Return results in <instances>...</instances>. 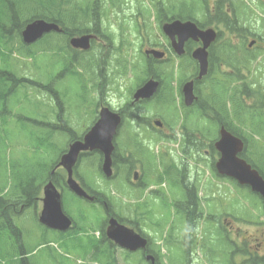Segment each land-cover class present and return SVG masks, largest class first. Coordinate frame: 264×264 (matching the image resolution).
Instances as JSON below:
<instances>
[{"label": "rangeland", "instance_id": "374dc122", "mask_svg": "<svg viewBox=\"0 0 264 264\" xmlns=\"http://www.w3.org/2000/svg\"><path fill=\"white\" fill-rule=\"evenodd\" d=\"M240 1L247 5L248 11L246 9L247 13L241 17L244 39L234 43L237 53L241 55L245 52L246 44L251 39L260 38L262 40L256 48L248 51L235 64L238 67L247 65V68L242 72L244 74L243 82L249 87L254 86L256 91L262 92L261 88L264 90V6H260L261 0L260 4L257 1L252 3L250 0H233V4H240ZM163 2L171 9L173 8L169 12V16L171 13L177 14L180 5L184 4L182 9L184 15H188L192 8L193 17L200 22L204 21L202 6L195 0H163ZM214 2L215 0H209V6L211 7ZM157 3L158 0L153 3L150 0H116L112 7L110 4H106L104 9L98 10L102 11L99 16L101 23L112 37L110 46L113 48L119 46V49H112L107 44L102 45V42L97 40L86 53L78 56L77 63L83 67L78 65L76 68H65L62 52L50 48L51 42L47 43L46 37L40 41L39 47L35 50L36 54L29 58L20 51L3 53L2 46H0V51L9 57L7 64L10 71L20 78L25 77L44 87L43 91L25 86V84L20 85L14 95H9L6 119L4 116L0 118V182L4 186L6 196H9L10 184L18 183L19 174L23 175V179L25 176L27 179L43 176L50 164L57 160L60 151L67 148V134L62 131L63 124L58 121V117L76 136H81L91 127L89 125L96 115L95 111L97 112L100 108L99 104L107 103L112 109L117 110L126 102L131 101L129 93L132 87L134 88L139 83L138 80L144 76L142 73L144 62L140 56V50L152 43L159 45L158 50L160 51L162 45L167 44L158 29V23L152 19L153 4ZM226 6H229L228 3ZM117 9H124V11L118 12ZM139 10L141 14L138 13ZM69 17L70 15H68ZM83 24L88 23L83 21ZM52 35L55 38H61V35ZM55 38L51 39L52 43L56 41L54 44H62L60 39ZM225 38L224 34L221 42H224ZM13 47H19L17 41L13 42ZM239 57L237 56V58ZM247 57L256 58L252 60L253 62L248 63ZM168 58L170 61L168 64L154 65L153 73L162 79L173 64H178L179 67L186 68L178 73V78L184 83L192 71V65L187 60H177L173 54L172 56L168 55ZM103 60L105 61L104 66L101 64ZM224 71L227 69L223 68L220 72ZM216 79L220 82L215 84L218 88L219 102L222 101V98L225 100L229 98V101L222 102L231 109L233 93L230 87L224 83H228V81L221 75H217ZM176 83L179 82H174V88L178 85ZM167 85L170 86L168 82ZM239 85V81L232 84L233 87ZM48 87L53 92L45 91V89L48 90ZM236 91L235 93L243 95L240 89ZM245 94H250L252 97V99L247 98V103L251 104L250 107L255 108L252 114L263 115L264 108H260V106H264V96L260 105H256L257 108L253 106L257 100L254 97L255 94L248 91ZM173 102L168 104L164 101L162 103L152 101L147 105L133 107V113L145 118L147 123L162 122L164 128L161 132L150 129L145 123L139 127L133 124L129 127L121 126L119 135L114 139L119 153H143L151 163L150 166L156 170L157 177L162 175V170L166 165L168 167L171 160L179 161L181 153L185 150L186 153L192 155L196 152L202 153L203 150H209L213 144L212 139H216V132H214L216 127L213 124H209L199 116L186 114L178 99ZM187 117L190 119L187 120ZM49 125L54 129L58 126L57 132L54 133ZM262 126L259 135L253 132L256 135L254 140L258 145L257 151H255V145L247 141L249 147L247 153H264V124ZM240 129L247 138L251 135L249 127L240 126ZM51 133L53 134L51 135ZM49 136H51L49 147L37 145L40 139L45 141ZM206 162V165L199 169L202 171L206 183H210V176L207 173L211 175V170L208 161ZM80 164L82 165L78 167L77 172L82 180L94 191L104 195L105 200H108L110 210L119 219L150 238L152 242L150 249L154 253H158L160 261L164 264H186L188 262L189 238L193 232L197 238L201 237L200 250L202 251L200 252L198 247L191 248L192 264H225V262H229L227 250H229L230 242L225 236L219 237L217 242L212 244L216 230L215 223L207 221V216H205L199 218L198 225L194 228H188L198 219L194 220L193 217H189V220H182L177 214L174 199L179 201L181 198L178 191L179 186L171 185L166 175L163 179H167V182L164 181L163 185L157 183L152 186L151 183L154 180L152 171L154 170L145 164L142 172L145 185L133 188L127 183L130 175L124 169L121 170V180L116 179L112 183H107L98 169V156L96 155L82 158ZM189 165L192 173L197 167L192 161ZM44 166L46 167L43 168ZM219 184L222 187L221 193L213 188V185ZM29 188H31L30 184L27 183L22 192ZM193 191L205 203L208 214L209 210L212 213L214 211L213 206L209 208L207 204L209 201H215L210 197L211 194L213 193L217 197L220 195L218 201L222 200L221 212L225 213L226 210L231 213L232 225L242 230L250 228V225L242 222V215L247 216L252 224L259 221L260 207L254 206L251 201L244 199L248 198L244 191L234 189V194H230L231 189L226 188L223 182L219 183L218 181L211 186L207 184L203 188H201V184H198ZM231 197H233L232 201H226ZM65 198L66 212L77 219L78 225L82 228V232L76 238H68L65 241L67 243L73 241L77 246L65 245L51 233L43 234L42 237L43 229L37 223L36 218L41 210L40 202L37 204L36 212L31 207L19 210L15 217L16 226L23 233L24 243L30 247L29 250H36L33 253L36 264H91V261L85 259L82 254L84 247L92 243L98 251H102V253L108 251L103 246L98 248L94 244L96 241L93 240V236L98 237L93 232L99 228L94 219L101 216L100 209H95L88 203L78 201L68 194ZM78 209L81 210L80 216L77 212L80 211ZM225 216L223 214V217L218 221L217 228L221 227L220 223ZM229 237L233 238L230 235ZM113 248L112 256L116 264H146L143 263L139 254H128L114 246ZM0 264H7V260H0Z\"/></svg>", "mask_w": 264, "mask_h": 264}, {"label": "flooded vegetation", "instance_id": "af4514ba", "mask_svg": "<svg viewBox=\"0 0 264 264\" xmlns=\"http://www.w3.org/2000/svg\"><path fill=\"white\" fill-rule=\"evenodd\" d=\"M255 41H256V44L254 47L256 48L258 44V39H256ZM197 45L198 44H195V46H192V50L196 48ZM188 47L189 45L186 43L185 44V54L188 53L187 52ZM212 48L215 49L214 45L209 50V58H210ZM161 49H162V52H164L165 54V59L166 60L169 59L168 55H171L172 53L171 46L163 44ZM194 65L196 68L197 64L195 62H194ZM208 65H209L208 69L210 70L209 59H208ZM208 75H210L209 71H208L207 76ZM207 76L201 80L200 88L204 86V83L207 80ZM200 88L199 87L195 88V85L193 87V93L197 99L196 103L198 105H202V102H203V99H202L203 92L201 91ZM100 106L102 107V105ZM193 106L190 107L189 110H193L194 108ZM117 135H119V133H117ZM64 154L65 152L60 154L58 160L55 163L53 172L50 174L55 175L58 178L57 187H58V190L62 193V207H63L64 212H66L65 206H64L65 201H66L65 196L67 194L73 196V194L69 191L67 184H66V180H67L66 170L60 165L61 157ZM94 155L100 156V157L98 156V169L100 171L101 165L103 162L101 154L100 153H82L79 155V159L77 160L76 165L73 167L72 177L78 182V184L83 188V190L90 197H92V200H83V199H78V200L88 203L91 207L95 209L97 208L100 209V211L103 214L104 219L101 220L102 226H99V227H104V229H103V233L101 231L99 232V236L97 239V242H102L103 236H106L105 234H106V228L108 226V220L112 218L111 216H113V212L110 210L108 200H105L101 196H98V194H96V192H94V190L91 189L89 185H87L82 180V177L77 172L78 165L80 164L82 158L86 156H94ZM238 157L241 160H243L246 164H248L252 170H255L258 176L264 181V153H255V154L240 153L238 154ZM220 158H221V153H218L217 151L209 149V150H203L202 153L196 152L194 153V155H192L191 153H186V150H185V153H181L179 161L171 160V166L169 167L168 172L166 173V176L168 177V182L170 181L169 183L171 185L173 184L174 186L176 185L179 186L178 191L181 195V198L179 201H176L174 199V205L177 208V214L180 217H182L183 220L185 219L189 220V217H193L194 220L198 219L197 221H194L192 225L188 226V228H191V227L194 228L196 225H198L199 218L205 217V216H207V221L215 223L216 230L214 231V242H212V244L216 243L218 238L223 237V236H225V238L230 242L229 250H227V253L229 254V262H225V264H264V200L258 194L252 193L250 190V187L249 188L248 186L241 187L236 181L231 180L229 178H224V176L222 177V175H220L217 172V167H216V164L218 163ZM190 161H192L193 164H195V166L197 167L196 169H194V171H192V173L190 172V165H189ZM206 161H208V165L211 170V175L207 173V175L210 176L209 177L211 180L210 183H206L205 177L202 174V171L199 169V168H203L206 165L207 163ZM145 164L146 166L151 167L150 166L151 163L147 160V158L144 156L143 153H112L111 154L112 176L108 178L109 180H106V182L110 183V181H114L116 179L121 180V170L124 169L130 175V179L127 182L128 185H130L133 188L135 187L139 188L145 185L143 175H142V172L144 170L143 166H145ZM169 165L170 164H168V166ZM175 169H177V171H175ZM152 170H154L152 171V177L154 180L151 183V185L153 186L157 184L158 177H157L156 170L153 168ZM164 181L167 182V179H164ZM216 181H218L219 183L223 182L226 188L231 189L230 194H234V189L244 191L248 195V198H244V199L251 201L252 205L260 207L261 215H260L259 221L252 224L250 222L251 220L247 219L248 218L247 216L242 215L243 216L242 222H244L246 225H250V228L246 230H242L241 228L235 225H232L233 217L231 216V213L226 212V210H225V213L221 212V201L222 200L218 201V199L220 198V195H218L217 197V196H214L213 193L211 194L210 197L215 199V201H209L207 202V204L209 205V208L213 206L214 211L212 213L209 210V214H208L207 213L208 209H206L205 203L203 202L202 199H200V197H197L193 189H196L198 184H201V188H203V187H206L207 184L211 186ZM213 188H215L218 193H221L222 187L220 184L213 185ZM250 193H252L255 196H249ZM232 200H233V197L228 198L226 201H232ZM223 214L226 216L220 223L221 227L217 228L219 226L218 221L223 217ZM195 215L198 217H194ZM69 218L72 222V229L70 231L71 233L73 232L72 235H76L75 233L82 230V228L78 225V222L73 217L69 215ZM117 222L123 225V223L120 222L118 219H117ZM126 225L129 226L128 224ZM223 225L226 226L227 228H225ZM136 230L140 234L139 230L138 229ZM229 235L232 236L233 238L230 239ZM203 236L204 235L202 233V237ZM200 238L199 237L197 238L194 232L191 234L189 238V244H190L189 246L190 249L188 251L189 258H188V262L186 259V262H187L186 264H192L191 262L192 257H191V252H190L191 248L194 246V247H198L199 250L201 249L202 241L200 240ZM147 245L148 246L145 252H148L149 250L150 253H152V250H150V247L152 245L149 244L148 240H147ZM201 251L202 250H200V252ZM137 252L142 253L141 251H137ZM153 257H154V264H163V262L159 261L160 258L157 253L153 252Z\"/></svg>", "mask_w": 264, "mask_h": 264}, {"label": "trees", "instance_id": "16d2710c", "mask_svg": "<svg viewBox=\"0 0 264 264\" xmlns=\"http://www.w3.org/2000/svg\"><path fill=\"white\" fill-rule=\"evenodd\" d=\"M58 1L59 0H0V46H2L3 53L9 54V52L17 53V51H20L25 56L35 54V51H32L31 48L25 47L21 44L20 33L26 23L32 21L33 19H44L43 13L45 10L46 14L51 15V18H48V20L51 19V21H57V19H55V17L57 16V12L53 8L55 5H59ZM161 3L164 4V2H160L156 9V18L158 23L169 22L174 19L185 20L187 19V17L188 19H191V17H189L190 14L187 15V17L183 16L182 10L177 17H167L168 15H165V13H169L168 9L166 8L167 5H162ZM223 3L224 0H221V2L217 5L216 12L214 13L212 18L208 16V18H210V22H215L216 25L223 26L228 31L229 36H231V34H237L238 37H241V34H239L241 31V26L238 23L240 22L238 18L240 12L232 13V16H228V14L224 12ZM58 8L59 7H57V9ZM53 11L56 13H51ZM161 14L164 16H162ZM14 41L18 42V48L13 47ZM3 53L0 51V64H2V66H0V117L4 116V114L7 113L9 95H14L16 89L20 85L25 84L36 89L42 88L38 83L24 77L20 78L14 72L10 71L7 64V60L9 57L5 56ZM148 64L150 65L149 69L152 71V65L150 63ZM169 75L170 76L168 78V83L172 80V69ZM156 78L159 80L161 87L164 79H160L159 77ZM161 89L165 94L164 102H169L171 101V99L172 101H174V98L171 97L174 91H172V88L169 85L167 87L160 88L157 96L155 97L156 101H159L160 99L162 92ZM217 91V86L211 83L208 93V96L211 98H209L208 101L214 111L213 115L216 116L214 117L213 121L215 122L217 121V119H219L218 122L220 125L224 126L232 134L239 137L240 135L242 136L243 133V131L240 129V126L249 127L251 129V135L249 136V138L251 140V143H253L256 147L255 151H257L258 145H256V141L254 140V134L259 135L258 128L260 127V125L264 124V114L261 116L252 114L255 108L248 107L245 103V97L240 93H237V95H233L231 109H229L225 105V103L222 102L229 101V98L228 100L222 98V101L220 100V103ZM245 92L246 90H243V94H245ZM249 92H253L255 94L254 97L257 98L253 106L257 107V104L260 105L264 93H262L261 91H256L255 89L253 91L250 90ZM245 96L246 98L249 97L252 99L250 94H245ZM260 108H264V106H260ZM206 111H209V109L206 108ZM131 118L133 117L131 116ZM49 140V137L45 141L40 139L37 145L39 147H43L46 145L48 146L50 145ZM45 167L46 166H44L43 168ZM47 173L48 170L43 176H34L30 179H27L26 176L23 179V175L19 174V176L17 177L18 183L13 182V184H10L9 186V204L7 202V196L4 191V186H2L0 182V260H7V264H36L35 258L33 257V253L36 250H29L30 247L24 243L23 233L15 223V215H17L21 208L25 209L32 206V198L36 196L41 186L40 183H43L45 180H47ZM51 180L55 185H57L58 182L56 177H52ZM27 183L30 184L31 188L22 192V189H24V186L27 185ZM6 209L7 211L9 209V218ZM41 228L43 229L42 237L43 234L47 235L49 233V231H47L44 227ZM58 239H63L62 242L65 245L77 246L73 241L67 243L63 237H57V240ZM92 245L93 244H87V247H84V252L82 254L83 257L87 256L88 253L92 251V249L95 251L98 250L97 247H92ZM97 252L93 254V257L91 259L92 262H100L104 258L106 261L104 264H116L114 263V258L110 251L107 254L99 253V251Z\"/></svg>", "mask_w": 264, "mask_h": 264}, {"label": "water", "instance_id": "95a60500", "mask_svg": "<svg viewBox=\"0 0 264 264\" xmlns=\"http://www.w3.org/2000/svg\"><path fill=\"white\" fill-rule=\"evenodd\" d=\"M56 29L57 27L53 24H46L43 21L34 22L28 25L21 33L22 41L25 44L33 43L41 38L44 33ZM162 30L171 40L172 48L178 55L183 54V45L187 40L201 41L202 47L193 52L192 58L199 63V78L204 76L207 69L206 49L215 40V32L211 29L201 31L193 23L187 22L182 24L178 21L163 25ZM81 42L83 40H72L71 44L74 47H79L81 46ZM251 45L249 44V47ZM146 54H151L156 59L163 57V54L155 51H149ZM156 89L157 83L150 80L136 90L133 99L135 102L149 99L156 92ZM183 94L185 105H191L194 100L192 83L184 85ZM119 122V118L115 114L103 110L100 113L99 120L84 137L83 142L78 141L73 143L69 148V152L62 158V165L66 168L68 175L67 185L76 196L89 199L71 177L72 166L75 164L80 152L98 150L104 157L102 165L103 173L106 177L111 175L110 154L113 151L112 138ZM154 125L159 128L162 126L159 122H154ZM214 147L218 153H221V158L216 164L218 172L235 179L241 185L249 186L253 192L258 193L264 199V181L254 171H251L249 166L236 157L243 149L241 140L221 129L219 140L215 143ZM43 196L42 210L38 219L39 223L52 230L67 231L71 226V222L63 214L60 195L51 182L44 187ZM107 237L116 245L129 251L143 249L146 244L145 240L139 235L135 234L132 230L119 226L113 219L109 221Z\"/></svg>", "mask_w": 264, "mask_h": 264}, {"label": "bare ground", "instance_id": "6f19581e", "mask_svg": "<svg viewBox=\"0 0 264 264\" xmlns=\"http://www.w3.org/2000/svg\"><path fill=\"white\" fill-rule=\"evenodd\" d=\"M196 1V0H195ZM50 4V3H49ZM162 4V3H161ZM51 8H52V6H51ZM152 8V7H151ZM50 9V8H49ZM54 9V8H53ZM46 11V10H45ZM45 11H44V13H45ZM48 11H50V10H48ZM52 11V10H51ZM47 13H49V12H47ZM51 13H56V12H51ZM235 13V12H234ZM51 16V15H50ZM54 16H56V15H54ZM68 17V16H67ZM184 19V18H183ZM187 19H188V17H187ZM196 19V18H195ZM51 20V19H50ZM145 20V19H144ZM61 37V36H60ZM118 42V41H117ZM77 58H79V57H77ZM97 76V75H96ZM99 85H100V83H99ZM225 85V84H224ZM218 98V97H217ZM60 113V112H59ZM62 115V114H61ZM254 150V149H253ZM84 159V158H83ZM84 161V160H83ZM79 166V165H78ZM75 171V170H74ZM48 174V173H47ZM27 175V174H26ZM28 176V175H27ZM80 177V176H79ZM43 181H44V179H43ZM170 182V181H169ZM92 189V188H91ZM29 193V192H28ZM34 195V194H33ZM22 197V196H21ZM20 201V200H19ZM25 202V201H24ZM16 207V206H15ZM19 209V208H18ZM16 212V211H15ZM22 213H23V211H22ZM21 213V214H22ZM13 216H14V214H13ZM16 216V215H15ZM78 216V215H77ZM36 218H37V216H36ZM12 221V220H11ZM80 221V220H79ZM102 226V225H101ZM114 248H112V250H113ZM25 254H27V253H25ZM25 256V255H24ZM29 263H30V261H29Z\"/></svg>", "mask_w": 264, "mask_h": 264}]
</instances>
